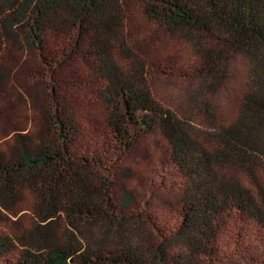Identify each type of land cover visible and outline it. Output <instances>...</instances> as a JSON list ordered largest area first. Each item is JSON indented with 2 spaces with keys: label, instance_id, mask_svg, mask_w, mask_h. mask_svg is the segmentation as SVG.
Listing matches in <instances>:
<instances>
[{
  "label": "trees",
  "instance_id": "1",
  "mask_svg": "<svg viewBox=\"0 0 264 264\" xmlns=\"http://www.w3.org/2000/svg\"><path fill=\"white\" fill-rule=\"evenodd\" d=\"M25 51L47 98L0 100V264H229L254 247L264 264V0H0V95ZM154 76L184 85L174 107Z\"/></svg>",
  "mask_w": 264,
  "mask_h": 264
},
{
  "label": "rangeland",
  "instance_id": "2",
  "mask_svg": "<svg viewBox=\"0 0 264 264\" xmlns=\"http://www.w3.org/2000/svg\"><path fill=\"white\" fill-rule=\"evenodd\" d=\"M189 52V49L184 46L182 51L183 57L186 58L189 56ZM8 66L12 70V80L1 91L0 100L13 101L14 99L20 97H23V99H29L28 87L30 86L37 88V95L40 98H47L46 92H44L42 87H39L38 85V83L43 82L42 74L44 75V70L42 63L38 60L34 53L25 51L13 54L8 58ZM152 87L155 95L162 102L173 106L176 99L178 98L180 90H182L181 88L184 87V85L180 80L177 79H168L154 76ZM81 97L84 98L85 101L80 106V112L84 115L83 117L85 119L87 117L98 116L102 113L101 106L93 102L90 97L87 96V93L84 89L82 90ZM31 108L33 107L31 106ZM162 182L163 179L160 176H157L156 183L160 185ZM156 192H159L160 195L158 205L163 207L162 212H164L167 208L166 200L168 199L169 195L174 194L175 189L172 186H163L162 188L159 187L156 189ZM260 253H262V249L254 247L251 248L250 253L245 255L243 254L244 256L236 254L227 261L230 262L229 264H260V259L258 258Z\"/></svg>",
  "mask_w": 264,
  "mask_h": 264
}]
</instances>
